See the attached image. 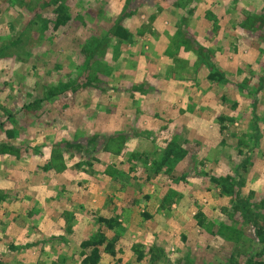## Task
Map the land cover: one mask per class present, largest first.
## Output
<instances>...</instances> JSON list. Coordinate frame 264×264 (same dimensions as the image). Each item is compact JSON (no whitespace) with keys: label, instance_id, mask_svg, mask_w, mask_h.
<instances>
[{"label":"rangeland","instance_id":"rangeland-1","mask_svg":"<svg viewBox=\"0 0 264 264\" xmlns=\"http://www.w3.org/2000/svg\"><path fill=\"white\" fill-rule=\"evenodd\" d=\"M225 1L0 0L6 264L37 263L24 258L31 248L43 262V247H83L90 197L130 183L136 194L157 184L173 214L149 264L264 261V0H231L219 18L210 8ZM116 25L129 37L114 36ZM182 84L192 88L186 102ZM168 151V164L153 166Z\"/></svg>","mask_w":264,"mask_h":264},{"label":"crops","instance_id":"crops-1","mask_svg":"<svg viewBox=\"0 0 264 264\" xmlns=\"http://www.w3.org/2000/svg\"><path fill=\"white\" fill-rule=\"evenodd\" d=\"M215 2L217 3V1ZM204 3L205 2H202L200 4V7ZM231 4V0H227L223 3L222 9L218 10V8L215 6L209 8L213 12L217 13L220 16L219 18H222L226 17L229 12H232ZM224 13L227 14L223 16ZM199 21L203 23L204 20ZM123 26L127 30L130 29L128 28V25ZM212 27H214V23ZM207 43L210 44V46L207 47L211 49V42L208 41ZM250 53L248 54V57H250ZM219 55L230 56V58L234 60V58H232L230 54ZM259 55L260 52L258 53V51H254V59ZM220 60L221 62H219V64L222 69L230 70L229 66L232 65L231 62L225 59ZM233 66L234 63L232 67ZM212 73H209V75ZM222 78H224V76ZM182 85V89H180V91L182 93L181 95L185 97L186 102L187 98L192 92V88L190 86H186L188 84ZM208 91L209 90H206L205 92ZM199 92H204V90L200 87ZM216 93L218 95V91H216ZM203 101L204 99H200L199 97L196 100L198 104L196 106H198L197 108H200L198 110V113L206 117L207 114H205L204 107H199L202 106ZM181 102L182 100H180V103ZM162 105L164 107L166 106L167 108H170L169 101H163ZM171 107H174V101L171 102ZM221 108L222 112L225 113L227 111V102L225 103V105H222ZM186 124L187 126H185V134H187V130H189L188 122H186ZM138 155L141 156L142 154ZM135 169H137V167H135ZM135 185L136 183H130L126 187L127 190H125L122 195L119 193V190L115 191L116 189H112L109 192H105V196H100L99 199L96 197H90L91 199L89 204L86 205L85 212L92 216V219L90 220L86 217V222L88 220L89 222L85 224L83 233L85 238L84 241L91 240L94 244L88 247H74V245H69L68 247H55L56 243H54L53 247H43L41 249L49 251V254L51 252L50 255H47L49 257L43 259V262L39 260L40 254L38 253L37 248H31L30 252L26 251L27 256L24 258H28L29 256L32 258V260H37V263L34 262L33 264H54L55 251H57L58 253L62 254L58 259V264H83L86 257H90L94 249H98L99 258L96 264H149L153 261V258L156 259L158 257L157 253L160 247L157 246L164 245L166 240H168V238L170 237L168 236L170 231L169 225L172 222L171 219L173 217V214L172 211H167V208H162L160 206L159 200L162 199L161 196L164 191L161 190L157 184L152 183V188H149V190L145 191L143 194H141L140 192L136 194V191L131 190V188ZM131 192L132 195L130 196ZM158 206H160L159 209H162V211L158 210ZM141 207L143 209H141ZM142 213L146 214L148 219L142 218ZM105 219L106 221H104ZM110 223L111 225H113L112 227H109ZM117 225H119V227H117ZM98 233L99 235H103L102 242L100 244L97 243V241H94V235ZM158 237H163L165 241L157 239ZM67 239L71 240L72 238L69 237ZM12 249L15 250V247H7V249H5V253H8L10 251L12 252ZM41 250H39L40 253ZM2 261L5 263H3ZM16 261L14 262V264H17ZM6 262L7 260H3L2 255L0 264H6Z\"/></svg>","mask_w":264,"mask_h":264},{"label":"trees","instance_id":"trees-1","mask_svg":"<svg viewBox=\"0 0 264 264\" xmlns=\"http://www.w3.org/2000/svg\"><path fill=\"white\" fill-rule=\"evenodd\" d=\"M65 18L64 19H62V18L58 19L56 21V24L58 25V24H61L63 22H67L68 18H66V20H65ZM113 34H114V36H118V37H120L122 39H126V38L129 37V32H128L127 29L124 28L123 25H116V27H115V29L113 31ZM222 76H223V74H221V73H215L214 72V73H212V74L209 75V78H212V79L221 78L222 79ZM3 150H9V151H11L13 149H11V147H9L7 145H4L3 146ZM169 154H170V152L168 151L166 153V155H165L166 157H165V159H164L163 162H157V161H155V162H153V164L154 163H157L158 164V167H163V165L168 164L167 160H168ZM153 166H155V164ZM110 173H112V171H110ZM212 180L215 183H217L219 186H221L224 189L225 192H227L229 190V187H226L225 186V180L226 179H223V178H219V177H215L214 176V177H212ZM6 196L7 195L5 193L0 192V202L2 200H4L6 198ZM167 196L168 195H165V197L163 199H165ZM165 202L169 203V205H171V203H172V201H169L168 199H165ZM199 215H203V214H201L199 212L197 214V217H199ZM104 221H106V219ZM198 223L199 224H202L203 222L199 219L198 220ZM112 226L113 225H111V223H110L109 224V227H112ZM257 233L260 235V239L264 240V237H263V233L264 232H262V229H261V227L259 225L257 226ZM102 236L103 235H100L99 236V239L98 240H94V241H97V243L100 244L102 242ZM92 244H94V243L91 240H86V241H83L82 242V246L83 247H88V246H90ZM98 258H99V251H98V249H94V251L92 252L91 256L90 257H86V259L84 260L83 264H96L97 261H98ZM247 264H264V261H259V260L254 259L253 257H250L248 259V261H247Z\"/></svg>","mask_w":264,"mask_h":264}]
</instances>
